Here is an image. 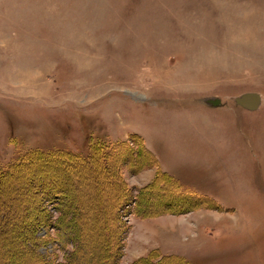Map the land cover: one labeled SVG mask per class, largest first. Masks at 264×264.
<instances>
[{"label": "rangeland", "instance_id": "1", "mask_svg": "<svg viewBox=\"0 0 264 264\" xmlns=\"http://www.w3.org/2000/svg\"><path fill=\"white\" fill-rule=\"evenodd\" d=\"M246 93L259 110L236 104ZM94 151L107 173L56 175L75 216L99 220L63 217L89 252L108 232L115 264H264V0H0V171L18 165L0 185V244L15 262L74 251L46 224L64 209L45 196L55 174L20 165ZM104 217L113 231L98 232Z\"/></svg>", "mask_w": 264, "mask_h": 264}, {"label": "trees", "instance_id": "2", "mask_svg": "<svg viewBox=\"0 0 264 264\" xmlns=\"http://www.w3.org/2000/svg\"><path fill=\"white\" fill-rule=\"evenodd\" d=\"M142 149L148 155L147 156L148 159L150 158L152 161L153 160L156 161L154 154H152L150 151H148L144 146ZM33 154H35V153H33ZM73 154L74 153L67 154L68 158L65 159V158H61V157H54L53 155H45L42 153H36L35 157H37V158L40 157L39 158V159H41L40 161L37 162L34 158V159H31L30 161H28L27 164L23 163L20 166L26 167L27 165L30 166V165L34 164L36 167H42V168L48 167L46 169V171L48 169H50L53 171L52 173L55 174V175L48 174V177L46 178L47 185L46 184L44 185V189L46 190L45 196H47L46 197V198H48L47 200H51L50 202L54 208H56L55 207L56 203L57 204L59 203L64 209H62L63 212L61 210H59V211H61L59 214V217L56 216V218L54 220L51 218L50 219L47 218L46 224H48V226L50 227V229L53 230V232H56L58 234L57 237L61 238L62 242H67V244L70 242L69 244L73 245L74 251L68 257L66 264H68V263L69 264H79V259H82L87 264H94L97 261V260H95V258H98L99 264H115V263H117V261L121 257L120 253H118V249L120 247V244L117 240L115 241V244H113V243L111 244V242H110V238L112 237L111 234H108V232H107V236H104V235H101L100 233L98 234L97 232L91 233L89 235L90 237H92L93 235L96 236V234L103 236L104 237L103 241L106 243V245L103 246L102 244H100L96 247L95 251L89 252L90 248L85 244V242L82 243V241H81V244H80V238L78 237L77 232L74 233V231L72 232L69 229L67 230V228H65L67 226V225L65 226L64 222H63V220H64L63 217L65 216V214L66 215L67 214H74V216H75L76 213L73 209H70V208H74L72 203H71V205L70 204L67 205L68 202H65V200H67L66 191H64L62 189H60V190L58 189L59 187L57 185V179H56L57 171H59L62 168V166H64V168H66V169H68L67 167H69L68 170H70V172L73 173L74 171H71V170L76 167V166H74L75 164H83V165H86L85 167L90 168V165H92L90 163L97 162V164H99L102 168H104L102 170L103 172H105V173L108 172V169H107L108 166H106L107 163H105L104 154L102 155L103 157H100L101 153L94 151L92 156H90V158L89 157L86 158V157L81 156V155H73ZM151 165L154 166L155 162L153 161L151 163ZM146 167H143V169ZM17 172H18V165L17 164L15 166H13V168H9L5 171H0V185L4 184L6 179H10V177L15 176V173H17ZM158 173L159 174L157 177L159 179H161V177H162L167 181L166 182L167 185H166V187L164 186V188L169 189V186L172 184V182L174 183V180L172 179V177L169 174L163 172L161 169L158 170ZM154 183L152 184V186L154 185ZM161 188H163V186L160 185L159 190H161ZM67 207H69L70 213H69V209ZM72 210L74 211V213ZM74 218L76 220V224H78L79 220L81 219V223H80L79 227L92 228V230H93V226H95V224H97V222L99 221L93 215H87V217H84L83 220L80 216L79 217L75 216ZM109 219L107 217H104V219H103L104 222H102L104 224L101 225L102 227L99 228L98 232H100V230H102V228H104L103 226L110 227L108 230L113 231L112 229L114 227V221L111 220V222H108V224L106 225V223H107V221H109ZM111 219L116 220L117 218L112 217ZM65 230L67 231L66 234L68 232L70 233V236H67L64 234ZM107 243H108V246H107ZM7 246H8V244H5V243L0 244V247H1L0 264H19L20 263L19 261H18L19 262L18 263L17 261L15 262L12 259L11 254H9V250L11 251V248H7ZM86 250H88V252ZM11 253H12V251H11ZM28 256H29V259L32 263H37V264H46L47 263L46 260L44 262H40L37 259V257L35 256V254L34 255L28 254ZM164 259L166 261H170V260L178 261V260H180L178 258H172V257L164 258ZM145 260H147V259H145ZM20 261H21L20 264H25L26 258L23 257L20 259ZM143 262H144V260L141 259V260H138L137 262H134V264H143ZM162 263H164V262H162ZM162 263H160V264H162Z\"/></svg>", "mask_w": 264, "mask_h": 264}, {"label": "water", "instance_id": "3", "mask_svg": "<svg viewBox=\"0 0 264 264\" xmlns=\"http://www.w3.org/2000/svg\"><path fill=\"white\" fill-rule=\"evenodd\" d=\"M206 105L212 108H219L222 106V102L217 97H208L202 100ZM238 106L249 110L257 111L261 106V97L256 93H246L235 99Z\"/></svg>", "mask_w": 264, "mask_h": 264}]
</instances>
